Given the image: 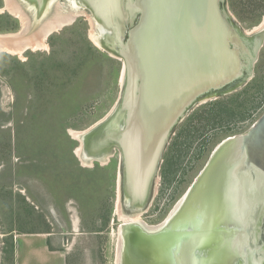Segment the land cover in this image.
Returning <instances> with one entry per match:
<instances>
[{
    "label": "water",
    "instance_id": "1",
    "mask_svg": "<svg viewBox=\"0 0 264 264\" xmlns=\"http://www.w3.org/2000/svg\"><path fill=\"white\" fill-rule=\"evenodd\" d=\"M18 1L29 15L46 20L58 6L66 13L84 11L94 44L122 61L120 98L81 135L78 158L102 163L119 153L121 204L132 215L148 207L177 125L199 103L246 85L264 44V31L249 34L237 25L227 0ZM263 177L264 114L215 149L162 231L122 227L120 264H212L213 251L229 248L236 220L244 225L249 249L256 242V259L264 262Z\"/></svg>",
    "mask_w": 264,
    "mask_h": 264
},
{
    "label": "rangeland",
    "instance_id": "2",
    "mask_svg": "<svg viewBox=\"0 0 264 264\" xmlns=\"http://www.w3.org/2000/svg\"><path fill=\"white\" fill-rule=\"evenodd\" d=\"M226 8L237 25L249 34L264 31V0H227ZM12 19H15L18 24ZM17 19L8 11L6 0H0V29H5L7 26L16 28L11 31L0 30V34L19 33L22 23L20 19ZM80 20L87 23L88 39L94 44L91 39L92 27L89 17L80 14L73 24ZM73 24L51 34L46 39L49 47L45 50H28L22 57L6 52L0 53L8 55L4 61L0 60V168H4L2 164L14 167L12 169L16 172V176L11 182L17 187L19 184L31 187L36 185V188L40 190L37 194L44 201L41 203L39 200L38 204L45 220L40 221L39 213L30 209L15 222V228L18 231L49 227L57 232H63L65 224L70 249L69 264H117L120 227L124 224L123 219L117 213L119 197L120 213L132 215L127 209L125 210V205L121 204V194L118 189L119 153L116 152L102 163L85 164L74 153L76 148L81 147V141L78 138L75 139L70 134V130H75L78 133L89 130L103 120L115 107L121 95L122 61L110 56L94 44L107 57L103 56L104 59L102 58L97 66L91 67L95 76L87 81V85L82 86L86 90L84 91L86 98H90L86 105L89 108L66 124L65 134L60 137H58V133L52 131L55 128H50V133L43 132L37 127L32 133L28 132L24 117L17 113L18 111L22 113L28 111L27 104L33 99L32 87L34 84H31L32 87L30 85V89L25 91V102L17 111L16 93L10 82L12 75L8 76L10 73L3 72L4 70L11 72L16 61H19L26 65L23 69L27 74H36L37 70L34 69L51 52L49 38L55 34L66 35L64 36L66 39L70 38L69 32L66 33L65 29ZM62 42L63 40L57 41L60 52L55 59L60 62L67 61L72 56L74 49L73 47H64ZM66 48L67 52L64 51ZM87 72L89 71H86V74ZM26 82H28V78ZM263 114L264 44L259 52L253 77L246 85L232 93L199 103L177 125L164 153L153 187L152 199L142 214L143 221L151 226L164 223L206 167L215 149L226 139L246 133ZM38 133L40 134L38 140H32L33 135ZM28 143L32 147H27ZM24 144L27 150L30 149L37 156H41L39 159H47L48 165H44L37 159L35 165L21 168L23 162L29 163L21 158L26 148ZM15 159L19 161L16 163ZM169 166L172 170L176 169L177 173L175 176H171V183H166L163 174ZM97 167L105 170V178L107 181L109 180L108 199L103 204L99 200L101 197L89 192L87 183L88 172ZM78 168L82 172H88L84 175V172L81 173ZM21 171H24L28 178L24 179L20 176ZM6 172L8 171L6 170ZM1 180L7 181L5 174L3 179L0 174V183ZM49 193L55 197L52 198ZM66 196L75 202L73 211L76 221H73L74 219L68 215H61L59 220L57 216L54 217L52 210L55 211V209L49 205L50 201L56 198L57 203L62 206ZM102 196L106 195L102 194ZM5 200L12 205L16 204L15 199ZM107 213H109L110 219L105 224ZM12 225H14L13 222H0V234L7 232ZM2 241L3 239L0 238V242ZM4 247L0 244V264H12L10 261L11 252L4 251Z\"/></svg>",
    "mask_w": 264,
    "mask_h": 264
},
{
    "label": "trees",
    "instance_id": "3",
    "mask_svg": "<svg viewBox=\"0 0 264 264\" xmlns=\"http://www.w3.org/2000/svg\"><path fill=\"white\" fill-rule=\"evenodd\" d=\"M12 20L18 24L15 19ZM14 29H16L15 26H7L5 29L1 28L0 30L11 31ZM65 30L66 33L69 32L70 38L66 39V37H64L66 35L62 34H55L49 38L51 52L44 57L36 69H34L35 71L37 70L36 74H27L23 69L26 65L19 63V61H16L11 72L3 71L5 74L10 73L8 76L12 75L10 76V82L12 89L16 93L17 111L21 107V104L25 102V91L30 89L31 84H34V89L31 85L33 99L27 104L28 111L23 113L18 111L17 113L24 117V123L29 133H32L36 127L47 133L51 132L50 128H55L52 129V131L58 133V137H60L65 134L66 124L79 116V113L85 112L89 108L86 105L90 98H86L84 92L86 90L82 86H84V84L87 85V81L95 76L91 67L97 66L100 60H102V58L104 59L106 55L88 39L87 23L85 21L80 20ZM62 40V45H65L64 47H73L74 49L71 54L72 56L67 61L60 62L55 59L60 52L57 41ZM75 40L77 41L75 42ZM64 51L67 52V48L64 49ZM6 57H8V55L0 54V60L4 61ZM86 71L89 72L86 74ZM27 78L28 82H26ZM242 118L245 117L242 116ZM39 135V133L35 136L33 135L32 140L37 141ZM58 137L56 138L58 139ZM26 146L29 148L32 147L29 143L26 144ZM26 146L24 144V147ZM27 147L24 150V155L21 156L33 166V161L37 162V159L41 156H37L30 149L27 150ZM32 149L34 150V147ZM39 161H42L44 165H48V161L45 158L39 159ZM31 166L26 165V168ZM80 172H84L83 174L85 175L88 171L82 172L80 169ZM176 173V169L172 170L171 166H169L164 171V181L166 183H171L170 178L171 176H175ZM108 182L109 180L107 181L105 178V170L99 169V167L87 174L89 192H93L98 197H101L99 198L101 204L108 199ZM105 184H107V187H105ZM102 194L106 196H102ZM106 216L105 224H107L110 219L109 213H107Z\"/></svg>",
    "mask_w": 264,
    "mask_h": 264
},
{
    "label": "crops",
    "instance_id": "4",
    "mask_svg": "<svg viewBox=\"0 0 264 264\" xmlns=\"http://www.w3.org/2000/svg\"><path fill=\"white\" fill-rule=\"evenodd\" d=\"M18 161L15 159L16 163ZM33 163L35 165L37 162L33 161ZM22 164L21 168H26V165L31 166L27 162H23ZM2 165L4 168H0V174L2 179L5 174L7 181L1 180L0 183V200L2 199L0 201V222H13L14 225L7 232L0 234V238L3 239L0 244L5 246L4 251L11 252L10 261H12V264H69L70 249L68 238L65 236L64 231L57 232L49 227L38 230L27 229L20 231L15 228V222L18 221L21 215L28 213L30 209H34V212L39 213L40 221L45 220L41 207L38 204L39 200L41 203H44V201L37 194L39 189L36 188V185H33V187L30 185L23 186L19 184V187L14 185L11 182L16 176V172L12 169L14 167ZM20 176L24 179L28 178L24 171H21ZM49 196L52 198L55 197L52 193H49ZM11 198L16 200V204L12 205L5 200H11ZM54 199L50 201L49 205L55 209V216L59 218L61 215H68L74 219L73 221H76L73 211L75 202L71 200L72 198L66 196L62 206L57 203L56 198Z\"/></svg>",
    "mask_w": 264,
    "mask_h": 264
},
{
    "label": "bare ground",
    "instance_id": "5",
    "mask_svg": "<svg viewBox=\"0 0 264 264\" xmlns=\"http://www.w3.org/2000/svg\"><path fill=\"white\" fill-rule=\"evenodd\" d=\"M6 4H7L8 11L12 15H14L18 19H20V21L22 23V29L19 33H16V34H5V35L0 34V53L6 52L9 54L18 55L21 57L28 50L39 51V50L47 49L49 47L46 43V39H47L48 35L54 31L59 30L60 27H62L63 25L69 24L70 22H72L74 20V18H76L78 15H80L84 12V11L80 10V11H76V12L69 11L68 13H66L67 10H64L63 6H61V7L58 6L56 8L61 9V10L57 13V15L54 18H48L46 20V19L38 18L36 14L33 17L30 16L28 14L27 10L23 11L22 5L18 0H6ZM26 8H28V7H26ZM90 22L93 25L91 20H90ZM91 27H92L91 39L93 41H95V37H94L95 30H94L93 26H91ZM31 28H33V29L31 30ZM121 83H122V75H121ZM70 134L72 136H74L75 139L78 138L81 141L80 138H81V135L84 134V132L78 133L75 130H70ZM81 152H82V148L80 146L78 148H76L75 154L77 157H80ZM263 188H264V185L262 187V192H263L262 198L264 199V189ZM183 201H184L183 199L179 201V203L176 205L175 209L172 211V213L170 215H175L177 213V210L180 209ZM260 201H261V199H258L254 202L256 204V206L260 203ZM118 202L119 203L117 205V213L120 215L121 219H123V221H124V224L120 227V236H119V251H118L117 264H120V259H121L120 257H121V252H122L121 246L123 244V238H122V231H123L122 229L123 228L122 227L124 225H129V224L139 225L137 223L142 221L146 225L141 226V227L147 231L148 230H159L160 228H162V226H160V225L151 226V225L147 224L145 221H143L141 214H137V215H127L124 213L121 214L120 213V197H119ZM263 203H264V201H263ZM244 218L245 217H243V219ZM235 226L236 227L239 226L240 228L237 227L238 232L236 231V234L234 236V244H233L234 247L233 248L235 251H238V250L240 251L242 249V246H243V249L247 248V247H249L251 242L249 241V243H247L248 240H246L245 243L240 242V244H239V237L242 234L245 235L246 230L243 227L244 226L243 223L240 224L238 220H236ZM163 229H164V227H163ZM245 238H247V237H245ZM256 246H257L256 242H254L253 247H256ZM244 250H247V249H244ZM226 254H227V249L225 251H223L222 253L219 249V253L216 252L215 254H213L212 258H209L208 260L210 261V263L226 264V262H225V255ZM236 261H234L235 264L236 263L237 264L242 263V261L240 262V260L238 262H236ZM260 263H257V264H260ZM184 264H187V263L185 262Z\"/></svg>",
    "mask_w": 264,
    "mask_h": 264
},
{
    "label": "flooded vegetation",
    "instance_id": "6",
    "mask_svg": "<svg viewBox=\"0 0 264 264\" xmlns=\"http://www.w3.org/2000/svg\"><path fill=\"white\" fill-rule=\"evenodd\" d=\"M23 7V6H22ZM25 8V7H24ZM26 11V9H23V11ZM12 16H14V15H12ZM16 18V17H15ZM18 20V19H17ZM174 215H170V217H168L167 218V220L164 222V223H162L160 226H162V228H160L159 230H145L146 232H148V233H158V232H160V231H162V229H163V227H165V225H167L168 223H169V221H170V219L173 217ZM263 217H264V214H263ZM262 222V221H261ZM137 224H139L140 226H144V225H146L144 222H142V221H140V222H138ZM63 225V224H62ZM65 225V224H64ZM63 225V228H65V230H66V226H64ZM261 226L259 225V223H258V231H260V233H261ZM243 231V230H242ZM232 235H234V234H232ZM235 236V235H234ZM247 237L246 236V234L245 235H241L240 237H239V244H240V242H243V243H245L246 242V240H247V238H245V237ZM245 239V240H244ZM256 239V238H255ZM256 241V240H255ZM247 243H249V241L247 242ZM233 244H234V237L233 238H231V241H230V246H229V248H227V254L225 255V262H226V264H235L234 263V261H236V262H238L239 260H240V262L242 261V263L241 264H257V263H262V264H264V262L263 261H261V260H258V259H256V251L255 250H257V246L256 247H253L251 250L249 249V247H247V248H244V249H247V250H244L243 249V246H242V249L239 251H235L234 250V246H233ZM260 250V249H259ZM216 253V251H213L212 252V256H213V254H215ZM212 256L210 257V258H212ZM244 257L245 259H246V261H244V260H242V258L241 257ZM228 259V260H227ZM227 260V261H226ZM260 263V264H261ZM212 264H216V263H212ZM237 264V263H236ZM240 264V263H239Z\"/></svg>",
    "mask_w": 264,
    "mask_h": 264
}]
</instances>
